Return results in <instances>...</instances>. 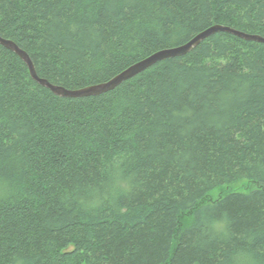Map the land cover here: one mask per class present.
<instances>
[{
    "label": "trees",
    "instance_id": "obj_1",
    "mask_svg": "<svg viewBox=\"0 0 264 264\" xmlns=\"http://www.w3.org/2000/svg\"><path fill=\"white\" fill-rule=\"evenodd\" d=\"M216 24L264 37V0H0L70 90ZM0 264H264V43L220 31L84 97L0 43Z\"/></svg>",
    "mask_w": 264,
    "mask_h": 264
},
{
    "label": "water",
    "instance_id": "obj_2",
    "mask_svg": "<svg viewBox=\"0 0 264 264\" xmlns=\"http://www.w3.org/2000/svg\"><path fill=\"white\" fill-rule=\"evenodd\" d=\"M220 31H226L233 34H236L242 38H245L247 40H254L264 43V37L260 35L255 34H247L245 32L234 30L230 27L222 26L219 24L213 25L206 30L198 33L196 36H194L190 41L187 43L172 47V48H166L159 50L150 56L132 64L131 66L124 69L122 72H120L118 75L113 77L107 82L87 86L81 89L77 90H70L67 89L61 85H56L48 81L47 79L41 78L38 76L35 65L28 54L27 51L22 49L16 42L10 39H5L0 36V43L17 53L27 64L31 76L37 80L42 85L48 87L51 89L54 93L65 96V97H84V96H91V95H99L102 93H105L107 91H110L114 88H116L118 85H120L122 82L131 79L144 71L145 69L151 67L155 63L172 57L177 56H183L192 51L195 47H197L201 42L209 38L211 35L220 32Z\"/></svg>",
    "mask_w": 264,
    "mask_h": 264
},
{
    "label": "rangeland",
    "instance_id": "obj_3",
    "mask_svg": "<svg viewBox=\"0 0 264 264\" xmlns=\"http://www.w3.org/2000/svg\"><path fill=\"white\" fill-rule=\"evenodd\" d=\"M248 181L247 180H242V181H239L237 182L236 184H233V185H225L223 187H219V188H216L214 190L211 191V193L209 194L210 197H212V199H215L217 198L222 192H226L227 190H232V189H236V188H245L248 186Z\"/></svg>",
    "mask_w": 264,
    "mask_h": 264
},
{
    "label": "bare ground",
    "instance_id": "obj_4",
    "mask_svg": "<svg viewBox=\"0 0 264 264\" xmlns=\"http://www.w3.org/2000/svg\"><path fill=\"white\" fill-rule=\"evenodd\" d=\"M51 90V89H50Z\"/></svg>",
    "mask_w": 264,
    "mask_h": 264
}]
</instances>
